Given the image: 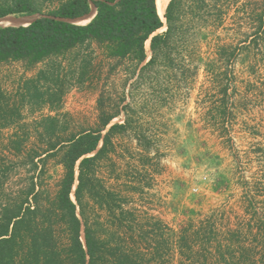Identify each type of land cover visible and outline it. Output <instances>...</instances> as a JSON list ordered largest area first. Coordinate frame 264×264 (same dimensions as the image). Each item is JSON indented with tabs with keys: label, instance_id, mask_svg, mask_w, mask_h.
<instances>
[{
	"label": "rangeland",
	"instance_id": "rangeland-1",
	"mask_svg": "<svg viewBox=\"0 0 264 264\" xmlns=\"http://www.w3.org/2000/svg\"><path fill=\"white\" fill-rule=\"evenodd\" d=\"M263 4L264 0H242L227 9L221 26L202 29L192 42L198 67L193 76L180 78L177 72V78L165 80L161 72L155 86L137 82L139 70L133 73L127 61L107 58L95 42L88 52L81 49L80 58L85 51L93 69L83 85L73 84L64 96L60 111L67 115L61 121L68 128L60 133L94 127L101 95L112 109L130 104L137 131L149 136V150L143 151L132 128L116 135L113 163L103 161L99 176L107 187L121 192L124 205L136 215L162 219L173 246L187 229L192 251L181 254L174 248L165 264H224L213 253L214 247L218 241L227 245L232 231L238 232L240 241L234 247L235 257L241 249L249 257L243 262L237 258L235 264H264V23L257 20ZM58 5L59 0H41L38 13L56 10ZM164 30L166 26L159 32ZM218 45H225L221 58ZM147 50L150 56V45ZM207 65L217 73L215 77ZM43 67V63L32 68L19 61L0 63V87L19 96L24 81ZM225 82L230 84L226 99L221 91ZM30 107L22 110L26 122L0 130L4 188L0 196L5 200L15 197L41 168L40 182L52 194L64 172L56 158H48L45 164L38 161L40 169L30 172L28 158L10 149L9 137L15 129L31 133L25 144L28 150L42 144L34 135L33 121L55 112L48 108L32 112ZM124 119L121 113L111 123ZM145 154L150 158L146 163ZM117 173L123 175L120 180ZM132 184L139 187L136 192ZM89 207L93 226L114 229L105 210L92 202ZM211 228L216 239L205 250L202 233ZM196 229L201 234L193 238Z\"/></svg>",
	"mask_w": 264,
	"mask_h": 264
},
{
	"label": "trees",
	"instance_id": "trees-1",
	"mask_svg": "<svg viewBox=\"0 0 264 264\" xmlns=\"http://www.w3.org/2000/svg\"><path fill=\"white\" fill-rule=\"evenodd\" d=\"M40 1L0 0V16L38 13ZM241 1L170 0L163 21L156 0H59L58 8L47 14L77 18L88 13L92 5L97 7V13L86 24L42 17L28 25L0 26V63L19 61L26 68L44 64L35 76L24 81L21 95L15 97L0 87V130L26 122L22 112L25 106H31L32 112L44 108L54 111L55 114L33 121L34 135L42 141L38 149L28 150L25 144L31 133L21 134L18 129L9 137L10 149L17 156L28 158L32 164L30 172L40 169L38 161L45 164L48 158H56L64 169L52 194L40 182L44 172L41 168L15 197L6 201L0 196V264H165L174 248L181 254L185 249L192 251V236L186 228L173 246L162 219L150 214L136 215L135 210L124 205L121 192L107 187L99 176L103 161L113 163L116 135L132 128L143 151L147 154L149 150V136L137 131L130 104L114 105L112 109L101 95L96 125L68 134L60 133V129L68 128L61 121L67 113L60 110L70 87L75 83L83 85L92 72V61L86 53L92 42L107 58L118 63L127 61L133 73L139 70V83L155 86L161 72L165 80L177 78V72L180 78L193 76L198 68L195 50H191L195 37L204 28L221 26L227 9ZM257 20L260 25L264 23V4ZM164 26L166 30L159 32ZM224 46L218 45L220 58ZM81 49L86 52L80 58ZM210 68L207 71L215 77L217 73ZM229 85L222 84L225 99ZM221 110L225 113L226 107ZM121 113L124 121L111 123ZM146 154L142 155L145 163L150 159ZM122 176L117 173L116 179ZM132 187L134 192L139 188ZM90 202L107 212L113 230L92 225ZM200 234V229H196L193 238ZM213 234V228L203 230L205 250L215 241ZM229 236L227 245L218 241L214 247L219 262L235 264L237 258L241 262L248 260L246 249L235 257L234 247L240 243L238 232L232 231Z\"/></svg>",
	"mask_w": 264,
	"mask_h": 264
},
{
	"label": "water",
	"instance_id": "water-1",
	"mask_svg": "<svg viewBox=\"0 0 264 264\" xmlns=\"http://www.w3.org/2000/svg\"><path fill=\"white\" fill-rule=\"evenodd\" d=\"M116 1H119V0H116ZM96 13H97V7L95 5H92V8L88 13H86L80 17H77V18L59 17V16H53V15H50L47 13H34V14H22V15H20V14H6L4 16H0V26L28 25V24H31L32 22H34L37 19L42 18V17H52V18H55V19H58L61 21H65V22L76 23V24H86V23H82V22L85 20H88V19L91 20L96 15Z\"/></svg>",
	"mask_w": 264,
	"mask_h": 264
},
{
	"label": "bare ground",
	"instance_id": "bare-ground-1",
	"mask_svg": "<svg viewBox=\"0 0 264 264\" xmlns=\"http://www.w3.org/2000/svg\"><path fill=\"white\" fill-rule=\"evenodd\" d=\"M157 2V7H158V12L162 16L163 19H165V11L168 5L169 0H156ZM90 20H85L82 23H88ZM147 45H150V41L147 42Z\"/></svg>",
	"mask_w": 264,
	"mask_h": 264
}]
</instances>
